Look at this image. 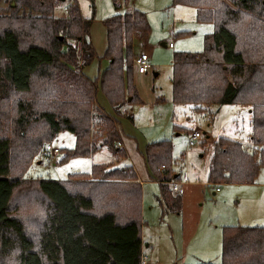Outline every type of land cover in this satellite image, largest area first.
<instances>
[{
    "label": "trees",
    "instance_id": "trees-1",
    "mask_svg": "<svg viewBox=\"0 0 264 264\" xmlns=\"http://www.w3.org/2000/svg\"><path fill=\"white\" fill-rule=\"evenodd\" d=\"M57 1L8 0L0 10V97L15 99L14 128L0 135V264H140L142 189L131 165L96 163L64 181L23 183L44 143L62 130L74 134L75 144L59 161L90 156L102 145L125 157L118 146L121 129L96 95L102 89L115 114L129 119L121 108L140 101L133 43L150 31L146 14L134 9L103 21L102 57L109 63L90 78L83 69L97 56L88 37L91 21L76 0L68 2L65 16L55 15ZM172 2L193 7L196 21L214 28L204 35L201 51L173 54L171 102L208 109L210 121L221 105L248 107L249 146L216 138L207 182L253 184L264 173V0ZM16 136L21 146L13 153ZM143 155L163 212H180L181 195L168 185L178 178L171 142H148ZM13 161L19 178L10 173ZM220 257L219 264H264V226H222Z\"/></svg>",
    "mask_w": 264,
    "mask_h": 264
},
{
    "label": "rangeland",
    "instance_id": "rangeland-1",
    "mask_svg": "<svg viewBox=\"0 0 264 264\" xmlns=\"http://www.w3.org/2000/svg\"><path fill=\"white\" fill-rule=\"evenodd\" d=\"M69 1L58 0L54 9L55 15L65 16V9ZM76 2L80 14L91 21L88 37L97 56L85 67L84 73L90 78H98L108 61L102 57L106 46L104 20L115 14H123L135 9L144 12L149 22L148 39L145 42H140L142 38H138L135 50L139 54L143 51L147 52L149 57L147 62L150 67L146 74H139L134 65L132 72L133 84L140 101L126 103L128 105L125 109L133 117L132 120L124 115L119 119V127L123 136L122 144L128 157L114 156L107 150L106 146L102 145L90 156H77L59 161L62 158L63 150L71 149L75 144L74 134L62 130L51 141L46 142L61 149L60 153L46 157L43 155L44 148H42L26 171L24 176L26 178L20 177V179H24L23 183L25 184H28L30 179L64 181L72 173L89 172L92 165L96 163H106L111 168L132 164L138 174V179L142 180L140 182L143 196L142 205L147 211L150 207V211L154 210L152 213L154 214L158 209L155 199L158 194V183L152 177L149 178L143 160V150L148 142L169 140L175 159L172 169L180 173L186 169L189 180H195L202 184L205 183L212 154L210 139L213 138V135L222 131L221 133L224 132L225 137L232 136L245 147L250 144L247 138L248 121L243 115L237 116V111H233L235 106L242 105L230 104V107L233 108H223L221 112L218 111L213 122L210 123V121L203 119L202 115L197 114L198 112L192 111L190 105H175L171 102L170 80L173 54L175 52L201 51L204 35L211 33L214 26L210 22H197L193 7L173 4L172 0H76ZM7 6L8 0H0V10ZM162 42L166 45L171 42L174 47L163 46ZM158 98L163 99V101L159 102ZM14 102L15 99L13 98L3 101V97H0V135L11 134V130L14 128L12 122L15 117ZM97 102L107 114L115 115L109 100L100 88L97 92ZM216 107L218 105L213 106L209 113ZM204 116L210 117L209 114ZM195 125H198L200 131L210 135V138L208 140L207 136L204 135V138L197 140L194 146H189L186 132L193 129ZM231 126H236L237 130H232ZM12 142L13 153H15V147L21 146V142L17 136L12 139ZM15 169L17 167L13 161V168L10 173L18 177ZM161 169L164 168L161 167ZM175 180L178 181L179 176ZM29 185L31 187V184ZM219 188L220 192L212 194L213 185L209 187L206 184L205 186H194L192 188L194 194L185 203L186 215L189 213L190 216H194L195 213L197 215L202 209L203 218L212 220L214 224L224 220L228 222L223 224L224 226H264L263 170L260 171L254 184H226L220 185ZM196 193L200 196L199 200L195 196ZM17 195L18 193H16V198H18ZM222 226L217 228L216 244H218L203 262L220 263ZM166 248L160 251L161 254L166 252ZM15 253L13 251L12 255ZM189 258L190 256L187 259L189 264H198L196 259ZM5 264H13V261L7 260ZM176 264H182L181 259Z\"/></svg>",
    "mask_w": 264,
    "mask_h": 264
},
{
    "label": "crops",
    "instance_id": "crops-1",
    "mask_svg": "<svg viewBox=\"0 0 264 264\" xmlns=\"http://www.w3.org/2000/svg\"><path fill=\"white\" fill-rule=\"evenodd\" d=\"M148 36L149 35L143 37L140 42H145L148 39ZM137 40H135L133 43V54L135 56L139 54L135 50L136 45H137V42H136ZM169 43H171V42H169ZM162 45L167 46L164 42H162ZM168 48H170V47H168ZM143 52H141V53H143ZM145 53H147V52H145ZM107 67H108V61H107V65L105 68H107ZM83 71H85V67H84ZM146 73L147 72L139 73V74H146ZM154 74L156 75V73H154ZM158 99H159V102L163 101V99H161V98H158ZM96 102H97V95H96ZM97 105L100 108H102L98 104V102H97ZM127 105L128 104H125L121 108V111L124 114H130L125 109V107H127ZM223 108H233V107H230V104H224V105L219 106L216 110L214 118H215L216 114L218 113V111L221 112L223 110ZM205 110H208V109L198 111L197 114L202 115V118L206 119L209 122L210 121L209 117L204 116L207 114V113H205L206 112ZM226 110H230V109H226ZM233 111H237L236 112L237 116L243 115L245 117L246 121H248V124H247L248 125V127H247L248 136H247V138L249 139L251 110L246 106H235L233 108ZM121 116L122 115H116V114L114 116H111L116 120L118 126L120 125L119 119ZM187 118H189V117H187ZM214 118L210 121V123L213 122ZM132 119H133V117H132ZM132 119H130V120H132ZM196 128H198V130H199L198 125H195L194 128L190 129L188 132H186V134L189 135L190 132ZM231 128L234 131L237 130L236 126H234V127L231 126ZM221 132L222 131H219L218 132L219 134L213 135V138L210 139V142L213 143V141L216 138L221 137V136H226L223 134L224 132L223 133H221ZM201 133H202L201 139H203L204 135H206V132L201 131ZM206 136H207L206 137L207 139L210 138V135H206ZM227 137L235 139L232 136H227ZM118 146L121 147L122 149H124L123 144H122V138H121ZM124 151H125V149H124ZM143 153H144V150H143ZM127 157H128V154L125 151V158H127ZM143 160H144V155H143ZM144 163H145V160H144ZM130 165L132 166V164H130ZM145 166H146V169L148 170L146 163H145ZM133 169H134V167H133ZM135 172H136V170H135ZM176 173L179 174L180 172L176 171ZM136 174H137V172H136ZM207 174H208V171H207ZM148 176H149V178L151 177L149 170H148ZM175 176H176V174H175ZM188 177H189V175H188ZM137 179H138V174H137ZM141 181L142 180H139L138 182L140 183ZM205 184L207 187L211 186V184H209L207 182V176H206L204 184L197 183V181L189 180V178H188V182L182 184L180 187L181 193H178V192H175L172 190L171 183L168 182V185H169V188L171 189V191L173 193H177V194L181 195V204L182 205H181V210L178 213L163 212V208L160 206V204L157 201V195L159 194V185H158V194L156 195V198H155L156 202H157V208L158 209L154 214H152L154 212V210L150 211V207H149V210L147 211L145 206L142 205L143 204V202H142L143 196H142L140 237H141V250L147 258V264H165L167 262L170 264H176L179 261V259H181L182 264H189V262H187L188 256H190V258L196 259L197 263L199 264V263H203V261L206 259V257H208V255H210V253L214 250L215 245L218 244V243L216 244L217 228L218 229L221 228V226L223 224H227L228 222H226L224 220H220L219 222H216L214 224L212 222V220L203 218L202 215L204 214V212L202 214V212H201L202 209L199 211V213L197 215L195 213L194 216H190L191 215L190 213H189V215H186V213H185V203L188 200V198H190L194 194V193H192L193 192L192 188L194 186H205ZM140 185H141V183H140ZM216 188H219V187L214 186V189H213L214 191L212 192V194H216L217 192L221 191L220 188H219V190H216ZM195 196L197 197L198 200L200 199L199 194L196 193ZM197 206H200V205H197ZM146 218H148V219H146ZM165 247H167L166 252L164 254H161L160 251ZM166 256H167V258H166Z\"/></svg>",
    "mask_w": 264,
    "mask_h": 264
},
{
    "label": "built area",
    "instance_id": "built-area-1",
    "mask_svg": "<svg viewBox=\"0 0 264 264\" xmlns=\"http://www.w3.org/2000/svg\"><path fill=\"white\" fill-rule=\"evenodd\" d=\"M167 46L172 48L173 44L168 43ZM148 59H149L148 54L145 52L140 53L134 57L133 62H134V65L136 67L137 72H139V73L147 72V70L150 67L148 62H147ZM201 137H202V133L200 130L194 129L193 131H191L190 134L188 135L189 146H194L195 142L197 140H200ZM59 152H60V149L58 147L53 146L51 143H46L44 146V149H43V155H45L46 157H52ZM162 167H164V166H162ZM178 176H179L178 181L173 180V181H170V183H171L173 191L181 193V188H180L181 185L188 181L187 170L184 169L182 173L178 174ZM216 190H219V188H216ZM139 262H140V264H147V258L143 254L142 251L140 253Z\"/></svg>",
    "mask_w": 264,
    "mask_h": 264
},
{
    "label": "water",
    "instance_id": "water-1",
    "mask_svg": "<svg viewBox=\"0 0 264 264\" xmlns=\"http://www.w3.org/2000/svg\"><path fill=\"white\" fill-rule=\"evenodd\" d=\"M13 5V3H11ZM59 39H62V37H59Z\"/></svg>",
    "mask_w": 264,
    "mask_h": 264
}]
</instances>
